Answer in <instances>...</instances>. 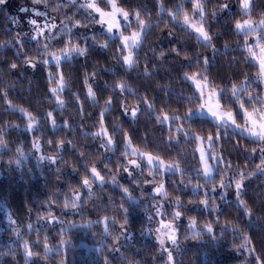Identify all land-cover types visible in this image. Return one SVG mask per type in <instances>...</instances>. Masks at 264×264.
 Listing matches in <instances>:
<instances>
[{
    "label": "trees",
    "instance_id": "obj_1",
    "mask_svg": "<svg viewBox=\"0 0 264 264\" xmlns=\"http://www.w3.org/2000/svg\"><path fill=\"white\" fill-rule=\"evenodd\" d=\"M201 2L207 13L205 28L213 36L215 52L181 23L184 12L189 16L195 13L189 0H116L117 6L133 19L137 21L139 12V19L150 25L143 33L139 49H135V65L130 69L118 59L125 51L121 50L119 38L103 30L89 32L87 21L82 23L83 28H72L71 36L61 33L51 41L46 39L49 34L44 39H22L23 50L20 51L15 44L17 29L10 22L8 10L0 6V44L7 45L0 47V135L7 145L0 150V198L7 203L15 221L13 229L0 235V264H61V261L63 264H166L162 248L142 234L151 226V221L160 220L158 217L174 223L177 228L178 247H170L175 264H257V257L264 264V174L256 170L264 142L230 128L226 130L227 135L221 130V139L213 150L222 155L226 163L230 161L231 167L226 173L224 166L215 169L211 179L218 184L222 174L231 180L233 176L238 179L240 171L251 173L243 181L239 198L251 214L245 215L234 188L227 190L223 200L219 199L220 189L217 188L213 193L216 200L210 199L205 207L199 202L205 199V191L211 192L213 183H206L202 176H197L196 169L201 168L197 141L178 133L175 126L183 124L186 132L206 137L209 132L215 135V123L203 116L195 117V123L183 120L162 123L156 119L165 113L170 117L183 116L187 109L198 107L200 100L192 104L185 99L193 97L195 92L191 82L184 78L185 74L203 72L215 88H231L233 83L247 87L250 81L248 91L264 95L256 79L259 66L244 46L247 42L256 52L257 46L251 43L253 34L246 37L235 30L237 20L262 18L264 0H255L250 17L242 12L239 0ZM224 3H228L229 8L219 11ZM160 4L167 12L161 10ZM178 4L181 15L173 20L169 13H175ZM49 8L54 10L56 6ZM212 11L216 12L215 18ZM82 13L84 15H74L87 18L88 12L83 10ZM124 29L129 32L130 26ZM82 34L94 35L95 41L85 42L80 38ZM68 37L88 50L85 56L73 55L62 62L59 73L63 74L65 87L58 93L63 101V105L58 106L50 91L58 86V69L54 64L39 62L50 58L41 57L39 53L45 43L49 44L50 53H59ZM105 43L107 47L100 46ZM172 48H176L179 55ZM161 51L163 57L159 56ZM205 56L209 61L206 67ZM25 58L36 63V67L24 64ZM13 63L16 69L10 68ZM50 73L56 74L52 80ZM118 84H126L132 93L122 91ZM89 85L94 98L88 95ZM241 97L247 101V93H241ZM144 98L153 106L151 109ZM109 100L111 107L105 111ZM221 100L223 105L236 108V104ZM255 105L258 104L245 103L247 109ZM124 107L129 115L124 114ZM133 108L139 109L135 118L130 116ZM48 112H52L55 126L51 118H44ZM101 113H104V128L113 140L111 150L101 147L105 138L94 135L101 130ZM30 117L36 120L32 128L28 127ZM125 135L139 152L160 156L166 162H178L183 172L155 173L130 150L125 156ZM169 136L174 139L169 140ZM60 141L65 143L58 148ZM34 143L39 144L38 149ZM17 148L23 150V157L19 156ZM34 152L56 158L55 162L42 160ZM17 159L19 164L9 163ZM132 159H137L141 167L128 165L127 161ZM93 166L104 177L103 183L92 177ZM121 166L129 167L133 176L129 177ZM112 175H116L119 186L112 183ZM85 178L89 179L91 188L82 186ZM161 183L166 196L153 193V187ZM196 185L200 188L194 191ZM125 187L127 194L123 192ZM74 194L79 196L77 208L65 207L66 201L76 199ZM177 198L183 208L170 203ZM213 203L218 205L217 211L211 210ZM157 204L162 205L160 216H155ZM174 211L181 212L178 220L171 214ZM49 212L58 220L44 219ZM105 216L110 218L107 223L111 235L104 231V223L98 222ZM125 217L128 238L120 236L117 242L115 237L120 235V224ZM193 219L196 230L203 232L202 238L192 239L189 224ZM209 223L217 239L203 231ZM244 235L251 243L241 247ZM45 238L51 251L45 252ZM62 239L66 241L64 244L60 243ZM25 241L35 254L27 261Z\"/></svg>",
    "mask_w": 264,
    "mask_h": 264
},
{
    "label": "snow or ice",
    "instance_id": "obj_2",
    "mask_svg": "<svg viewBox=\"0 0 264 264\" xmlns=\"http://www.w3.org/2000/svg\"><path fill=\"white\" fill-rule=\"evenodd\" d=\"M33 5H36L40 3V0H32ZM73 5L77 3V0H69ZM104 2L108 5L111 6L112 11L111 12H104L95 2V0H86V3L82 4L81 7H83L87 12L89 17L92 19V22L95 24H100L101 27H104L106 24V33L107 34H112L113 29L119 30L120 28V22L116 20V15L117 13L122 14L123 19L125 23L129 21V13L127 11H124L122 8L117 6L116 0H104ZM193 4V11L196 13V15L199 17V23H195L192 20H190L189 15L187 12L183 13V24L186 26V30L190 29L196 34V38L198 41L204 44L205 47H211L213 52L217 51L215 46L212 44L213 36L208 32V30L205 28V24L207 23V13L205 12V5L204 3L201 2V0H189ZM241 10L244 12L245 15H249L250 17V12L251 9L255 3V0H239ZM8 0H0V6L7 5ZM161 10L164 12H167V9L164 8L163 4H160ZM229 8L228 3H224L220 5L219 11H225ZM181 5L178 4L176 5V12L175 13H169L171 18L175 20L177 16L181 15ZM21 12H30L34 11V9H28V8H20ZM95 14H99V19L96 18ZM36 16H44L45 14L43 12L36 11L35 12ZM140 13H136L137 17V23L141 29V31H134L131 36H124L122 33L120 34V39L122 41L121 44V50H126L127 54L121 55L118 57V59L121 60V62L127 66L129 69L132 68L135 65V60H134V54H133V49H139L141 43H142V33H146L147 30L149 29L150 25L146 24L143 20L139 19ZM211 15L213 18L216 16V12L212 11ZM71 19V18H69ZM16 23H19V21H14ZM28 24L34 27L35 34L31 36L30 38L33 40H36L37 37H43L45 29L48 30V37L46 39L48 41L56 39V36L60 35L61 33L64 35H69L71 36V29L66 25L61 23V26L59 28V31L55 34L52 33V30L57 28V25L55 23H45L42 27L38 24L36 19H29ZM80 21H75L73 24V27H82ZM235 30L237 31V34L243 33L246 37L248 35L257 33V47H259V54H257L253 50V46L250 44L245 43V47L250 55V57L258 62L259 64V71L257 73V76L261 79L264 80V43H260L261 40H264V15H262V18L258 22H254L251 18L243 20L242 22L240 20H237L235 22ZM259 30V32H258ZM26 35V34H25ZM169 35L171 36L172 33L169 32ZM82 40L87 42L88 40L95 41V36H88L82 34L80 37ZM22 37L17 36L15 40V44L19 46L20 51L23 50V43H22ZM9 44L12 42L9 41ZM6 44H0V47H6ZM101 47H107V44H101ZM43 51L39 53L41 57H47L50 56L49 59H43L39 62L44 63V64H54L57 69H58V74L60 75V79L57 82L58 86L52 88L50 91L51 93L55 96L58 106L63 105V101L60 99L58 93L64 90L65 87V82H64V77L62 73H59L60 66L62 62L67 58L71 59L73 55L77 56H85L87 54V47L86 46H81L80 43L74 42L71 38L65 42V46L59 50V53L49 52V44L45 43L43 46ZM20 51L17 52V56L20 55ZM173 52H176L177 55H179V51L176 48H172ZM160 57L164 56V52L161 51L159 53ZM208 57L205 56L203 57V64L206 67L208 65ZM24 64L35 68L36 63L33 61L25 58ZM11 69H16L17 65L15 63L10 65ZM147 74V71H146ZM56 74H49V79L52 80L55 78ZM197 75L203 76V80L197 79ZM186 80L191 81L195 85V92L193 97H187L185 98L188 103L195 104L196 100L202 101L196 108H189L187 111L183 114V116H177V115H172L171 117L165 113L163 117L161 118L160 116H157L156 119L159 122L165 123L168 121H181L183 120L184 122H192L195 123L196 120L194 119L195 117L198 116H203L204 113L206 112L211 119L215 122L216 129L217 131L215 132V135H213L211 132L206 137L195 135V134H190L189 132H186L184 130L183 124H180L178 126H175V130L178 133H182L186 138H191L193 140H196L199 142L200 147H199V152H200V162L202 163L203 167L196 169L197 176H202L205 180L206 183L211 182L213 183V187L211 189V192L205 191V199L201 200L199 203L204 205L205 207H208V201L211 199L212 201L216 200V196L213 195L217 191V188L220 189V194H219V199L223 200L227 194L228 189L234 188L235 194L238 200L239 205L243 206L245 209V215L251 214V210L247 208V205L243 200H240V195L243 190V181L244 179L247 178V175H251V173H245L243 171H240L237 173L239 178L237 179L236 176H233L231 180L227 179L226 175H221V179L219 183L217 184L214 180H212V173L214 169H218L221 166H224L225 173L227 170L231 167V162H225V159L222 155H218L214 151H209L206 152L203 144L205 140L207 141L209 148H213L214 145H216L219 140L221 139V130H225V135H227V129L232 128V129H239L240 133L245 134L249 138L254 139L255 141H260L264 142V97H261L259 95L250 93L248 91V87H250L251 82L249 81L248 86L246 87L245 85H237L236 83L232 84V87L229 88L227 86L225 87H219V88H214L211 87V84L208 80V77L204 75L203 72H200L199 74L193 73L192 75L185 74L184 77ZM246 80H248V77H245ZM85 83H87V78L85 80ZM118 88H120L122 91L127 90L129 93H132V90L128 88L126 84H118ZM211 88V90L207 93L208 99L205 100V90ZM241 93H247V101L241 98ZM230 94V95H229ZM88 95L91 97H95V93L92 91L91 86H88ZM78 99V98H77ZM221 99L225 101H229L231 103H234L238 105L237 111L242 113L245 117L246 120V126L242 127L241 125L237 124L236 118L233 115L232 110L224 111L221 107ZM215 101L213 104L212 101ZM144 102L146 106L151 109L153 106L148 103L147 99L144 98ZM248 104H260L261 108H253V113L258 115L261 118V121L258 122L256 120H250L251 113L248 112V109L245 107V103ZM111 107V100L107 102V106L105 111L108 110V108ZM124 114L129 115V110L124 107ZM139 109L138 108H133L130 112V116L132 118H135L137 116ZM103 115L104 113H101V121H100V131L95 133L94 135L97 137H102L105 138V143L101 145L102 148H106L108 150L112 149V144L113 140L112 137L108 134L107 130L104 128V122H103ZM45 119H52V124L55 126V119L53 118L52 112H48L46 116L44 117ZM36 123L35 118L30 117V123L28 125L29 128H32ZM174 139V137L169 136V140ZM125 140V153L124 155L126 156L128 154V151H131V154L133 156H138L141 160L146 159V163L149 166V169L151 171L152 168H157L162 170V174L164 172L170 174V175H175L177 172H183V170L180 168L179 163H166L160 157L156 156L154 157L151 153H144V152H139L136 148L132 147L131 140L130 138L125 135L124 137ZM51 143V141H49ZM65 142L60 141L57 147L59 148L62 146ZM0 146L6 147L7 145L5 144L3 140V136L0 135ZM35 148H39L38 143H34ZM252 152H255L256 149H252ZM17 152L19 156L23 157L24 152L22 149L17 148ZM261 153V162L260 164L256 165V170L260 172L261 174H264V147L260 149ZM50 159L53 162H55L56 158L53 157H44L41 156L40 159ZM209 158L212 160V164L208 163ZM9 163H16L19 164L20 160L17 159L15 161H9ZM127 164L130 166H134V168H140L141 165L138 163L137 159H132L128 160ZM123 172L128 173L129 177L133 176V171L129 169L127 166H121ZM120 169H118L119 171ZM91 175L95 180H98L99 182L103 183L104 182V177L100 175V173L97 171L96 167H92L90 169ZM112 183L117 184V177L116 175H112L111 177ZM134 182L139 183L140 181L134 180ZM144 183H151V181H144ZM182 183V181H181ZM88 188H91V184L89 183V179L85 178L83 180V185ZM200 188V185L193 186V190L195 191L196 189ZM123 192L125 194L128 193V188H123ZM155 193L161 194L163 196H166L167 193L164 192V185L161 183L158 187L154 189ZM132 197L129 195V199ZM79 199V196H76V199L72 200L71 202L66 201L65 202V207H71L73 209L77 208V200ZM175 204L178 208H183L184 205L179 201L177 198L176 201L170 202ZM123 207V205H121ZM156 211H155V216H160L161 213V208L162 205L157 204L155 206ZM211 210L212 211H217L218 210V205L213 203L211 205ZM125 212H127V209H124ZM173 218L178 220L181 216L180 211H174L171 213ZM44 219H47L48 222H51L53 220H58L57 217L53 216L50 212L48 213L47 217H44ZM110 218L105 216L102 218V221L98 222H103L104 223V231L111 235V232L109 231V225H108V220ZM217 222L219 221V217L216 218ZM61 224L65 223L64 221H59ZM114 222V221H113ZM128 223L127 217L124 218V222L120 224V235L115 237V240L118 242L120 239V236H123L125 239L128 238V228L126 227ZM160 227L156 229V232L158 233L157 239L159 241V244L163 250V252L166 254L167 260L166 264H175L174 256H173V251L169 250L168 248L165 247V239L171 242V245L174 247H178V238H177V228L173 226L171 222L165 223L163 220L159 222ZM29 228H31V225H28ZM227 227V226H225ZM162 228H167V231H162ZM190 232L192 233V239H199L202 238L203 232L196 230V221L193 219L190 221ZM203 231H206L208 234H210L212 239H217L213 235L214 229L212 224H207L204 226ZM17 235H20L19 231L17 230ZM244 240V245L243 246H248L250 245V238L247 235L243 236ZM39 242V241H38ZM66 241L61 240V244H64ZM24 248V254H25V259L26 261L29 260L33 255H35L30 247L28 241H25L23 244ZM44 249L45 252L51 251L48 243L44 242ZM118 250V249H114ZM251 251H255L254 248L251 249ZM257 264H261L260 258L257 257ZM61 264H63V261H61Z\"/></svg>",
    "mask_w": 264,
    "mask_h": 264
},
{
    "label": "rangeland",
    "instance_id": "obj_3",
    "mask_svg": "<svg viewBox=\"0 0 264 264\" xmlns=\"http://www.w3.org/2000/svg\"><path fill=\"white\" fill-rule=\"evenodd\" d=\"M95 2L97 3V5L104 12L107 13V12H111L112 11V8H111L110 5L107 4L108 6H104V5H106L104 3V0H100V2H99V0H95ZM84 3H86V0H77V3L75 5H73L71 2H69V0H40V3H38L36 5H33L32 0H8V4L7 5H3V6L8 10V15H9V19H10L11 24L17 29L18 35L21 36L23 39H31L30 37L35 34L34 27L29 25L28 22H27L29 19H36L38 24L41 27L45 23H55L57 25V28L53 29L52 32L58 30L60 28L62 22H63V24H66L70 29H72V28L79 29L81 27H73V24L77 20L80 21L81 25H82V23L87 21V23H88L87 30H89V32H92L94 30H103V31L106 32V24H105L104 27H101L100 24L93 23L92 19L89 17V15H87V18H86V16L77 18L74 15L76 13L80 14V15H84L82 13L83 10L85 12H87L83 7H81V5L84 4ZM101 3H103L104 5L101 4ZM53 5L56 6V8H54V10L49 8V7L53 6ZM22 7L28 8V9H34V11H30V12H27V13L21 12L20 8H22ZM36 11L43 12L45 15L44 16H36L35 15ZM95 16H96L97 19H99V14H95ZM69 18H71V19H69ZM83 18H86V19L84 20ZM189 18L193 22L199 23V21H198L199 17L196 15V13H194L191 16H189ZM116 20L120 22V28H119V30L114 28L113 29V33L111 35L117 36L119 38L120 47H121V44H122V41L120 39V34L121 33L124 36H131V34L134 31H141V29H140L137 21L135 19H133L131 16H129V21L127 22V24L125 23V21L123 19V16L120 13H117ZM14 21H19V23H16ZM254 22H258V21H254ZM181 23L183 24V18L181 19ZM131 24H133V25H131ZM127 26H130L129 32H125L124 31L125 30L124 28L127 27ZM183 26H185V25L183 24ZM82 28H83V26H82ZM258 32H259V30H258ZM47 34H49L48 30L45 29L44 36L43 37H37V39H44V37ZM142 37H143V33H142ZM252 37L254 39H252L251 43L255 44V46H256L257 45V41L255 40V38H257V33H254L252 35ZM68 38H70V37H68ZM260 43H264V41L261 40ZM134 52H135V49H133V54H134ZM256 52H257V54H259V47H257ZM125 54H127L126 50L121 55H125ZM49 60H50V58H49ZM256 63L259 66L258 62H256ZM196 78L200 79V80H203V78H201L199 76H197ZM256 79L259 82V84L262 86V92L264 94V80H261L258 76H256ZM191 84L193 85L194 90H195V85L192 82H191ZM210 90H211V88L205 90V97H204L205 100L208 99L207 93ZM261 97H264V95H261ZM200 103H202V101H200ZM212 103L214 104L215 101L213 100ZM221 107H222V109L224 111L232 110L233 111V115L236 118L237 124L241 125L242 127L246 126L247 122L245 120L244 115L237 111L238 105H236V108L233 109L232 107H230L228 105H226V106L223 105V101L221 100ZM253 108H261V105L260 104L255 105V106H253ZM253 108L248 109V112L252 114L251 117H250V120H256V121L260 122L261 118L258 115H256L255 113H253ZM237 116L240 117V118H237ZM203 117H206V118L210 119L212 122H214L211 119V117L206 112L204 113ZM230 129H232V128H230ZM233 130L239 132V129H233ZM3 147L4 146H0V150H2ZM199 147H200V144L197 141L196 150H197V155H198V158H199V161H200ZM203 147H204L206 152L214 151L215 153H217L215 150H213V148H211V149L209 148V145H208L206 140H205V142L203 144ZM34 154L38 158L41 157L38 152H34ZM153 156L156 157V155H153ZM158 157H160V156H158ZM160 159H162V158L160 157ZM143 161L146 162V159L143 160ZM163 161H165V160H163ZM166 163H172V162H166ZM208 163L209 164L213 163L210 158L208 160ZM200 167L201 168L203 167L201 162H200ZM152 170L155 173H161L162 174V170L161 169L152 168ZM214 171H215V169H214ZM214 171L212 173V178L214 177ZM164 173H166V172H164ZM159 185L160 184H157V185H155L153 187L154 195H161V194H158V193L154 192V189L156 187H158ZM74 195L76 196L77 194H74ZM158 219H160V220H158V222L156 220L151 221V223H152L151 226H147L146 229L142 232V234L144 236H146V237H149V238L153 239L160 246L159 241L157 239L158 233L156 232V229L158 227H160V223L159 222L162 221V219L160 217H158ZM164 222L168 223L169 221H164ZM172 224L175 227V224L174 223H172ZM14 226H15V221H14V218H13V216H12L8 206H7V203L3 199L0 198V235L6 233V231L8 229H13ZM189 228H190V224H189ZM161 230L162 231H167V228H162ZM165 247L170 250L171 242L168 241L167 239H165Z\"/></svg>",
    "mask_w": 264,
    "mask_h": 264
}]
</instances>
